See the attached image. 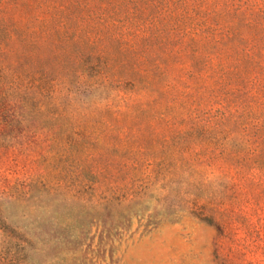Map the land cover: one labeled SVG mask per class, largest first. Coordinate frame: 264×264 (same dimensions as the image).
<instances>
[{
    "label": "rangeland",
    "instance_id": "1",
    "mask_svg": "<svg viewBox=\"0 0 264 264\" xmlns=\"http://www.w3.org/2000/svg\"><path fill=\"white\" fill-rule=\"evenodd\" d=\"M246 1L244 37H231L232 50L205 90L199 86L190 97V77L183 75L184 86L166 107L139 108L134 133L153 148L157 124L151 135L145 125L160 111L170 120L163 127L169 145L178 143L179 131L189 133L180 155L173 146L166 150L171 165L166 174L158 171L155 188L137 207L143 215L126 220L123 206L110 212L99 205L103 194L84 185V177L94 178L82 173L81 147L51 156L54 144L44 129L0 137V264H21L27 238L25 264H264V147L257 138L264 137V97L260 105L254 68L245 88L237 79L241 66L229 73L257 53L253 39L264 0H234L227 20L241 29L236 12ZM256 39L264 45V32ZM236 42L243 48L233 50Z\"/></svg>",
    "mask_w": 264,
    "mask_h": 264
},
{
    "label": "trees",
    "instance_id": "2",
    "mask_svg": "<svg viewBox=\"0 0 264 264\" xmlns=\"http://www.w3.org/2000/svg\"><path fill=\"white\" fill-rule=\"evenodd\" d=\"M234 4V0H0V137L44 129L54 144L51 156H67L73 147H81L82 173L94 178L84 177L89 182L84 185L103 194L99 205L107 204L110 212L123 206L119 210L125 208L126 220L143 215L144 208L137 207L155 188L158 171L166 174L171 165L173 158L166 150L173 146L180 155L189 133L179 131L178 143L169 145L163 127L170 120L160 111L156 122L145 125L151 135L157 124L153 148L134 133L139 108L166 107L184 86L183 75L190 77V87L186 86L190 97L199 86L205 90L203 83L232 50L233 35L244 37L250 6L246 1L236 12L243 22L236 29L227 20L236 11ZM256 24L253 49L258 54L246 56L245 64L242 60L229 73L242 67L237 79L245 88L248 68H254L256 84L251 83L261 101L264 45L259 46L256 38L264 32V15ZM239 45L243 48L236 42L233 50ZM259 56L263 60L252 59ZM229 73L224 71L225 79L233 82ZM125 116L128 126L122 124ZM259 137L262 149L264 137ZM21 241L25 264L30 241Z\"/></svg>",
    "mask_w": 264,
    "mask_h": 264
}]
</instances>
